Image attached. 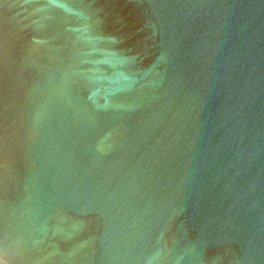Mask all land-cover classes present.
Segmentation results:
<instances>
[{"label": "water", "instance_id": "obj_1", "mask_svg": "<svg viewBox=\"0 0 264 264\" xmlns=\"http://www.w3.org/2000/svg\"><path fill=\"white\" fill-rule=\"evenodd\" d=\"M0 264H264V0H0Z\"/></svg>", "mask_w": 264, "mask_h": 264}]
</instances>
